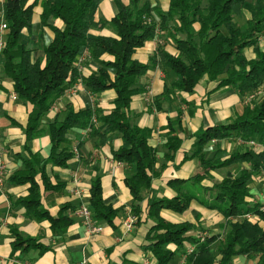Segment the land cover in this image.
<instances>
[{"label":"trees","instance_id":"1","mask_svg":"<svg viewBox=\"0 0 264 264\" xmlns=\"http://www.w3.org/2000/svg\"><path fill=\"white\" fill-rule=\"evenodd\" d=\"M28 1H5L3 21L7 24V33L2 50L5 76L12 80L17 97L32 105L26 127L27 138L32 139L40 131L42 117L77 80L92 93L109 88L117 93L113 110L103 117L104 132L99 133L92 126V108L76 111L68 105L64 120L47 125L51 138L50 155L43 158L39 152L33 154L23 162L20 171L8 178L14 184H30L29 194L18 198L15 206L25 207L26 215L31 219L49 220L57 238L66 233L74 220L66 213V208L52 216L44 207L36 175L41 173L45 188H52L46 167L49 164L65 167L74 156L72 149L62 147L68 142L67 134L72 129H89L91 135L97 133L103 138L108 131L118 132L128 143V146L113 151V158L134 166L126 184L135 200V214H141L146 192L153 193L152 182L159 175L156 170L158 149L149 143L152 130L140 127L130 111L133 96L143 89L139 80L152 65L170 68L177 76L171 88H165L163 97L166 98L171 90L193 93L205 77L217 81L211 92L222 86H233L246 97L264 85V0H169L167 11L153 4L152 0H130L129 3L114 0L117 12L110 20H96L103 0H42V24L50 18L64 24L62 28L51 26L54 38L44 48V64L35 60L32 50L20 41L23 29L33 27L34 8L38 2L28 4ZM245 12L249 13L248 17ZM242 15L246 16L244 23L238 21ZM149 17L152 23L147 21ZM158 17L165 30L164 38L173 40L178 54L168 52L162 38L154 59L143 63L135 59L134 54L157 35V20L154 19ZM95 28L111 29L113 35L90 36V30ZM84 49L100 63L90 75L82 74L76 66ZM248 49L253 50L254 56L247 54ZM105 55L112 59H104ZM248 103L242 113L227 123L197 131L192 151L185 157L199 160L203 173L194 176L195 181L190 179L198 188L206 189V193L211 192V200L198 198L195 189L183 188L172 198L158 197L154 193L149 196L147 216L155 224L147 236V251L154 255L157 264H180V256H184L188 264H229L236 255L254 254L259 255L258 264H264V227L261 225L264 203L255 201L250 189L252 177L264 170V98ZM167 137L166 159L169 161L174 159L182 139L175 134L174 128ZM229 138H239L242 144L254 142L257 146L236 150L226 158L206 156L208 143ZM243 163H249L250 169L242 168L237 176H226L205 189L200 184L212 170ZM177 181L184 183L187 180ZM194 199L223 214V232L208 233L202 240L199 235L189 236L195 227L193 223H175L162 217V209L180 214L186 212ZM91 204L96 220L112 223L116 210L105 202L99 176L92 183ZM252 216L257 219H251ZM11 233L14 236L12 256L18 251L23 253L39 248L43 253L49 248L39 237L26 235L17 228L12 227ZM171 244L176 245V250L170 248ZM190 246H194V250L188 253Z\"/></svg>","mask_w":264,"mask_h":264},{"label":"crops","instance_id":"2","mask_svg":"<svg viewBox=\"0 0 264 264\" xmlns=\"http://www.w3.org/2000/svg\"><path fill=\"white\" fill-rule=\"evenodd\" d=\"M6 0H0V26L3 22V8ZM35 0H29L31 4ZM129 3L130 0H123ZM167 11L169 0H152ZM42 0H38L33 14V27L26 28L20 34V41L32 50L35 60L42 64L46 61L44 48L54 38L51 26L62 28L63 21L53 18L42 24ZM117 12L114 0H103L98 9L96 20L100 18L110 20ZM4 37L7 29L1 31ZM90 36L113 35L108 28L91 29ZM165 37V49L171 54H178V50L171 38ZM167 39V40H166ZM160 39L156 36L147 41L143 47L136 50L134 58L148 63L157 53ZM162 44V43H161ZM87 49L78 57L80 60ZM247 54L254 56L253 50L248 49ZM104 59H112L105 55ZM79 71L90 75L100 67L91 53L85 56ZM113 75V74H112ZM177 76L170 68H162L158 64L152 65L147 73L139 80L142 92L133 96L130 111L134 121L143 128H150L152 135L149 138L151 146L158 149V162L156 170L159 175L153 179L152 190L158 197L172 198L183 189H195L198 198L211 200L212 193H206V187L212 186L226 176H237L242 168L250 169L249 163L234 164L231 166L212 170L200 183L205 190L198 188L190 178L202 174V167L198 159H186L190 154L195 141V133L201 128L227 123L230 119L242 113L245 95L233 86H222L211 92L217 81L203 78L195 87L193 93L171 90L165 96L166 87L171 88ZM165 93V94H164ZM16 94L10 78L4 74L3 57L0 58V155L6 166L5 188L0 191V264H157L154 255L147 251L148 233L155 221L147 216L148 198L152 192H146V199L141 203L142 212L134 229L127 231L125 221L130 211H133L134 198L126 179L133 171L134 166L117 161L113 158V151L128 146L121 134L108 131L106 138L99 134L91 135L88 130L72 129L67 134L68 142L62 147L73 150L74 156L68 160L67 166L47 165L46 172L52 188L46 189L41 173L36 175L40 185L41 202L52 216H56L62 208H66L74 220L66 233L59 238L53 235L49 220L37 221L26 215L23 206H15L18 198L29 194L30 184H14L8 178L23 168V162L38 153L47 158L51 153V138L46 130L47 125L53 121H62L65 118L68 105L76 111L92 108L94 116L92 126L99 133L104 132L106 124L103 117L114 108L116 90L109 88L100 93H92L84 84L77 80L65 93L59 97L50 110L42 117L40 131L32 139L27 138L26 127L32 105L14 98ZM163 97V98H161ZM158 98H161L159 101ZM252 104V103H250ZM174 128L175 134L182 139V144L173 160L167 161L168 148L167 133ZM238 138L212 140L205 147L208 158L213 156L226 158L236 150H245L248 144H240ZM244 145V146H243ZM77 148V153L74 149ZM218 150H221L217 152ZM120 163V164H119ZM163 164H166L165 167ZM163 166V168H162ZM228 169V170H227ZM264 171V170H263ZM225 173V175H223ZM263 172L252 177L250 189L253 199L264 203V177ZM99 176L102 183V195L107 204L113 206L116 214L112 223L105 220H96L103 227L99 233L89 234L79 214V208L86 205L94 214L91 204V187L94 179ZM178 179L187 180L179 183ZM195 181V178H194ZM203 191L204 195L200 192ZM78 192V193H77ZM134 212V211H133ZM162 217L168 221L180 223L191 222L194 229L189 236L198 237L201 231L209 229L211 233H218L225 218L217 210H212L198 200H193L190 209L180 214L170 209H162ZM141 218V219H140ZM251 219L257 218L252 216ZM264 227V220L261 221ZM17 228L26 235L37 236L43 245L49 247L43 253L39 248H32L25 252H16L12 256V242L14 236L11 228ZM187 244V243H186ZM170 248L176 250V245ZM180 264H188L184 256H180ZM259 255H236L229 264H258Z\"/></svg>","mask_w":264,"mask_h":264},{"label":"built area","instance_id":"3","mask_svg":"<svg viewBox=\"0 0 264 264\" xmlns=\"http://www.w3.org/2000/svg\"><path fill=\"white\" fill-rule=\"evenodd\" d=\"M0 28H1V31H4L5 29H7V24L3 21ZM3 47H4V35L1 32V35H0V58L2 56ZM87 54H88V50H86V53L84 54V56L81 57L80 60L77 61V65H80L81 61L84 60V58ZM13 97L17 98V94H14ZM259 97L264 98V85L260 86V88L258 90H256L255 92L247 95L246 102H250V101L252 102L254 99L259 98ZM241 142H243V141H241ZM249 145L257 146L254 142L249 143ZM74 151L77 153V151H78L77 148H75ZM5 171H6V166H5V163L2 159V156L0 155V191H3L5 188V177H4ZM79 214L82 216L83 223L86 226L89 234L99 233L102 231L103 227L96 223V220L94 219V217L92 215V212L88 209V207H86V205H82L79 208ZM137 222H138L137 214H135L133 211H130V213L127 216V219L124 223L126 230L131 231L132 229H134ZM206 234H207L206 232L205 233L200 232L199 237L202 240H204V238L207 236ZM193 250H194V246H190L187 249L188 253L193 251Z\"/></svg>","mask_w":264,"mask_h":264},{"label":"rangeland","instance_id":"4","mask_svg":"<svg viewBox=\"0 0 264 264\" xmlns=\"http://www.w3.org/2000/svg\"><path fill=\"white\" fill-rule=\"evenodd\" d=\"M246 13V15H247V17L249 16V13L248 12H245ZM238 19V18H237ZM155 21L157 20V22L155 23V25H156V37L158 38V39H162L163 38V40H165V38H164V33H165V30L161 27V24H160V18L158 17L157 19H154ZM246 20V16L245 15H242V16H240L239 17V19H238V21L240 22V23H244V21ZM147 21L148 22H150V23H152L153 22V20H152V18H147ZM168 39V38H167ZM166 39V40H167ZM244 97H246V95L244 96ZM245 99V98H244ZM260 99H262V98H260ZM258 100V99H257ZM251 102V101H250ZM250 102L248 103V104H250ZM247 103V102H246ZM238 140L239 141H241V139H239L238 138ZM242 143V142H241ZM240 143V144H241ZM228 170V169H227ZM223 175H225V173L223 174ZM263 177H264V171H263V173L261 174ZM200 194L201 195H204V192L203 191H201L200 192ZM222 227V226H221ZM219 230V232H223V228H218ZM207 234L208 233H211V231L212 230H210L209 231V229H207V230H204ZM204 231H201V232H204Z\"/></svg>","mask_w":264,"mask_h":264}]
</instances>
